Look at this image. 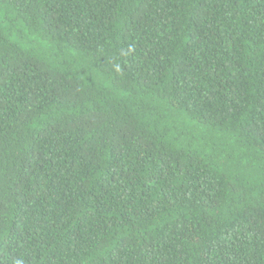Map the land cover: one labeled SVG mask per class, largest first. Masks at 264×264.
Returning <instances> with one entry per match:
<instances>
[{
  "label": "trees",
  "instance_id": "obj_1",
  "mask_svg": "<svg viewBox=\"0 0 264 264\" xmlns=\"http://www.w3.org/2000/svg\"><path fill=\"white\" fill-rule=\"evenodd\" d=\"M0 264H264V0H0Z\"/></svg>",
  "mask_w": 264,
  "mask_h": 264
},
{
  "label": "clouds",
  "instance_id": "obj_2",
  "mask_svg": "<svg viewBox=\"0 0 264 264\" xmlns=\"http://www.w3.org/2000/svg\"><path fill=\"white\" fill-rule=\"evenodd\" d=\"M117 70H119V68L117 67Z\"/></svg>",
  "mask_w": 264,
  "mask_h": 264
}]
</instances>
